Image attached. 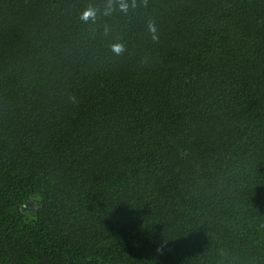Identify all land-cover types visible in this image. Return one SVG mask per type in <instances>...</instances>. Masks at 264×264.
I'll return each instance as SVG.
<instances>
[{
    "label": "trees",
    "instance_id": "obj_1",
    "mask_svg": "<svg viewBox=\"0 0 264 264\" xmlns=\"http://www.w3.org/2000/svg\"><path fill=\"white\" fill-rule=\"evenodd\" d=\"M0 264H264V0H0Z\"/></svg>",
    "mask_w": 264,
    "mask_h": 264
},
{
    "label": "water",
    "instance_id": "obj_2",
    "mask_svg": "<svg viewBox=\"0 0 264 264\" xmlns=\"http://www.w3.org/2000/svg\"><path fill=\"white\" fill-rule=\"evenodd\" d=\"M39 205L34 203V202H27L25 205H24V208L25 209H31V208H36L38 207Z\"/></svg>",
    "mask_w": 264,
    "mask_h": 264
}]
</instances>
